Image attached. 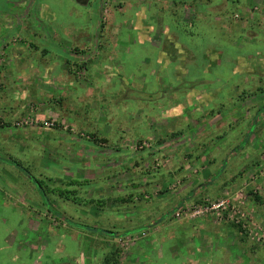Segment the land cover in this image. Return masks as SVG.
<instances>
[{"label": "rangeland", "instance_id": "1", "mask_svg": "<svg viewBox=\"0 0 264 264\" xmlns=\"http://www.w3.org/2000/svg\"><path fill=\"white\" fill-rule=\"evenodd\" d=\"M148 29H154L156 33L161 30L162 44L166 45L170 53H175L173 61L177 64L182 61L183 67L185 62L188 63V68H193V72H197L199 76L204 73L207 77L218 71L213 68L208 72V61L211 66L221 61L220 70L230 74V80L226 84L228 90L219 97V102L222 100L226 104L224 110L229 111L232 117L235 116L231 120V128L227 129V140L230 143L235 145L238 142L244 128L246 130L249 126L247 132L250 134L255 130V124L257 125L253 137L247 140V144L250 143L255 150L251 159H247L248 155L245 154L250 151L246 146L244 153L239 151L242 160L241 156L234 159L241 160V164H238L240 166L237 167L231 158L226 175H222L213 187L215 193L219 192V197L205 198L198 195L189 200V203L178 204L177 198L173 196L184 183L183 179H176L171 173L180 171L184 157H181V151L175 146L186 140L191 149L194 134L191 126L188 136L182 132H172L169 136L165 133L168 127H175V118L180 116L172 109L179 107L174 90L169 84L165 85L168 81L175 85L177 78L174 77L177 75L170 65L167 67L170 79L166 82L162 78L165 72L160 74L161 81L150 74L153 69L149 65L158 64V50L148 41L141 42L144 31ZM98 42L103 47L97 54ZM155 42L158 43V39ZM173 44L192 49L194 61L185 58L184 52L178 53L177 48L174 50L169 47ZM2 45H9L11 51L7 55L5 49L0 47V264H145L146 258H154L160 254V244H146L147 240L143 239L145 231L123 234L124 227L140 220L148 201L151 203L161 196L165 199L164 212L152 211L149 216L164 214L170 210L166 220H182L199 226L184 229L187 235H183L181 242L173 246L176 251L188 255L195 252L197 246L193 241L197 238L201 242L200 263L217 264V254L214 262L207 260L208 250H211L207 237L215 233L211 231L225 225L244 242V246L239 248L249 254V248H255L261 258L259 264H264V226L252 218L253 215L246 207L248 201H257L264 208V0H89L85 4L76 0H0V46ZM74 47L82 54L69 50ZM22 50L25 53L19 55ZM72 55L85 60H99L102 66L111 62L123 63V76L133 73L134 77L126 79L136 88L133 92L135 99L125 100L126 106L124 103L116 105L117 114L111 112V116L114 115L117 122L107 121L108 117H104L106 108L109 109L114 104L115 96L122 90L121 79L117 75L106 73L107 77L103 78L105 83L102 81V95L105 106L99 113L104 121L96 131L88 129L89 127H76L60 114L48 111L51 101L41 98L37 107L33 104L35 95L30 88H25L30 84L15 78L19 70V73L26 74L28 80L33 79L38 84V78L31 77L36 73L35 68L48 61H72ZM21 63H30L29 66L34 67L22 69ZM18 64H21L20 67ZM9 65L17 68L6 69ZM202 66L205 68L202 69ZM98 70L92 68L88 73L93 78ZM179 71L186 76V69L179 68ZM5 73L10 74L12 83L8 82ZM25 78L23 76L24 80ZM21 83L23 85L19 87ZM40 84L45 93H40L39 96L48 97V87L52 85L41 80ZM174 88L176 90V85ZM113 90L118 92L114 93ZM19 95L22 103L28 104L27 110L23 115L8 117L5 111L8 105L6 99L12 104L17 102ZM93 102L96 101L89 98L87 103L78 101V106L87 104L90 113H97ZM98 103L100 104V100ZM61 105V101L56 104L59 112L63 111ZM39 107L42 109L39 110ZM167 110L170 111L169 116L163 118L167 114L163 112ZM192 110L188 109L187 114L192 113ZM138 111L142 113L141 119L130 121L129 117ZM255 115L261 118V122L256 121ZM252 117L254 124H250ZM115 126L124 129L129 127L137 135L136 139L121 136V141L118 142L124 158L128 159L116 170L110 168L106 171L112 174L119 172L117 179L107 178L99 182L82 180L79 168L83 167V155L79 149L73 146L69 148L68 143H77L76 147H81V143L106 148L113 146L112 141L116 140L117 135L107 137L110 132L107 129L112 128L114 133L118 128ZM149 131L155 132L153 135L156 137L160 135V140L155 144L152 143L156 140L154 138H137L139 135L145 136ZM199 155L202 162L206 161L207 151L203 150ZM173 157L176 161L174 165L170 164ZM12 159L20 165L12 163ZM128 162L135 163L137 179H129L131 177L128 174L133 166ZM231 164L235 165L232 169ZM161 168H165L161 170H165V179L160 184L145 189L147 184H143V180L139 178L157 174ZM192 169H186L187 175L191 171L196 174L198 169ZM233 169H237L235 177L225 181L224 177ZM26 173L40 181L43 191ZM170 174L172 176L168 179ZM96 188L99 189L98 192L94 191ZM111 190L121 191L123 196L120 204L111 201ZM131 190H136L141 196L128 197ZM90 198L102 199L104 202H99L100 207H97L95 204L91 205ZM221 200L226 202L227 209L221 210L220 214L203 210L210 202ZM177 212L180 214L177 215ZM60 215L74 224H65L63 219L58 218ZM143 219L144 217L142 221ZM208 225L210 228H207ZM82 226L86 228H81ZM90 228H98L107 233L96 234L106 240L102 242L96 239ZM229 247L232 251L236 249L234 245ZM166 248V245H163V249L161 247L162 255L167 260L170 258L165 253ZM149 250L154 253L151 254ZM255 255L251 254L250 257ZM218 258L220 263L224 261ZM107 259L113 261L106 262ZM226 260L224 263L227 264L233 261L228 258ZM177 262L173 261L175 264Z\"/></svg>", "mask_w": 264, "mask_h": 264}, {"label": "crops", "instance_id": "2", "mask_svg": "<svg viewBox=\"0 0 264 264\" xmlns=\"http://www.w3.org/2000/svg\"><path fill=\"white\" fill-rule=\"evenodd\" d=\"M85 4V3H82ZM166 30V29H165ZM22 31V29H21ZM139 37V36H138ZM163 37V32L160 30L159 33H156L155 30L153 29H148V31H144L143 38H141V42L143 41H148L150 45L153 48H156L158 50V64L155 66H152L151 64L149 65V68L153 69V71L150 72L153 76H155L157 81H161L160 74L161 72H165V74H162V78H164V82L168 81L170 79L167 67L170 65L174 70H176V75L177 77V83L176 85V90L174 88L175 85L170 81H168L165 85H168L172 87V90H174V95H176V98L178 99V102L176 104L179 105V107L176 109L172 108L173 111H177V114H180V118H175V127L171 128L168 127L165 130V133L169 136L172 134V132H178V133H183V135L188 136V129L189 126L192 127V132L194 134V137H192L193 142L191 144V149H189V145L187 142H179L175 146L178 151L182 154L181 157L183 162H181V169L180 171H175L171 172L173 173L174 177L176 179H183L184 183L181 186L179 190L173 195L177 198L176 202L178 204L183 203V202H190L189 200L194 199L195 196H201L205 198H213L214 196L219 197V192L215 193V189H213L214 185L218 183V181L221 179L222 175H226V170H229L228 165H230L231 158H233V163L237 164V167L240 166L238 164H241L242 156L239 154V151L242 153L244 151V147L246 146L247 148H250V151L245 152V154L248 155L247 159H251V155L254 153V146L250 145V143L247 144V140H251L253 137L254 131L257 129V125L255 124V130L252 131V133L248 134L247 130L250 128L249 126L243 129L242 132H240V138L237 140L238 142L233 145L228 141V133L227 129L228 127L231 128V120L235 117L230 115L229 111H225L226 104L221 100L219 102V97L222 96L223 93H225L228 88L226 87V84L228 83V80H230V77L228 75L230 74H225V72H222V65L221 61L215 62L213 66H211V62L208 61L207 64V69L208 72H210V69L218 71H214L211 73L210 76H205L203 73V76H199V74L196 72H193V68L190 69L188 68V63L185 62V66L183 67V62L181 61L180 64H177L173 59L175 58V53L172 54L166 49V45H163L162 38ZM161 38V39H160ZM155 39H158V43L155 42ZM97 42V41H96ZM94 42V44H96ZM169 42V41H168ZM157 43V44H156ZM6 54L10 55V49L9 45L4 47V45L0 46ZM101 43L98 42V45H96V53L99 51L100 48H102ZM170 48H173L176 50L178 53H185L186 56L185 58H190L191 60L194 61V51L192 49H187L186 47H182V45L174 44L169 46ZM21 49V48H20ZM24 49V48H23ZM211 51H213L212 48H208ZM71 51H77L78 53L82 54L81 51L76 50V47L74 48H69ZM89 50V49H88ZM208 51V50H207ZM19 55H23L25 53L24 50L19 52ZM73 53V52H72ZM13 54V51L12 53ZM77 54V53H75ZM98 54V53H97ZM73 56V55H72ZM10 57V56H9ZM74 57V56H73ZM172 58V60H171ZM8 59V57H7ZM190 60V61H191ZM175 62V63H174ZM22 64V63H21ZM21 64H18L19 67ZM30 64V63H29ZM29 64H22L20 68L22 69H30L33 68L34 65L29 66ZM178 66H177V65ZM105 66H102V64L99 62V60H88V59H80L78 57H74L72 61H69V59H66L64 61L59 60L56 62H46L44 63L41 67L35 68L36 73L32 74L31 77H37L39 80V83L35 82L33 79L28 80L29 78L26 76L24 73H19L18 70V76L15 77L16 80L20 79L21 81L27 82V84H30L29 86H26L25 88H28L27 90H31V93L35 95V105L37 107L41 103V98L43 100H48L51 101V105H49V108L47 109L50 112H53L54 114H60L63 119H65L69 124H72L76 127H83V128H88V129H93V130H98L100 129L98 126L100 125L101 122H103V117L101 119L100 115V109L104 108V96L102 95L103 91V78L107 77L105 76L106 73H110L112 76L117 75V78H120L121 85H122V90L118 96H115L114 98V104L113 107L108 109L106 108V115L104 117H108L107 121H116L117 118L114 120L115 116H111V112H114V114H117L115 110L116 105L119 104L121 105L122 103L126 101H129L130 99L133 100L135 97L133 96V92L136 91V88L132 84L131 81H129V76L134 77L133 73L130 75H127L124 77V73L121 72L125 67L123 63H114L112 62L105 63L103 64ZM33 66V67H32ZM99 66V67H98ZM17 68L15 66L9 65L6 66V69H11V68ZM92 68L98 70L97 75L95 77H91L88 73L89 69L92 70ZM182 69H186L185 77L184 74L179 71ZM199 70L202 68L204 69L205 66L197 67ZM58 69V72L56 70ZM107 70V71H106ZM192 71V72H191ZM121 72V73H120ZM229 73V72H228ZM8 78V82H13V80L10 79V74L5 73ZM4 74V75H5ZM142 74V73H141ZM144 76H146V73H143ZM23 76H25V80L23 79ZM23 79V80H22ZM40 80L43 81L44 83L48 82L51 87H48V97H40V93H45L43 90V85L40 84ZM103 81V82H102ZM105 83V82H104ZM8 84V83H7ZM18 84V83H17ZM23 84H19V87L22 86ZM8 91L11 90L7 89ZM114 93H117L118 90H113ZM204 92V93H203ZM22 93V92H21ZM20 93V95H21ZM19 95L17 98V102H13L12 104L9 103V99H6L8 105L5 107V111L8 115L10 116H18V115H23L26 110H27V105H24L22 102V98ZM94 99L96 102H93V106L96 107L98 110L97 113H90V111L87 110L88 105L84 104L82 106H78V101L87 103L88 99ZM98 100H100V104L98 103ZM61 101V107H63V111L59 112L58 108L56 107V104H60ZM122 101V102H119ZM226 101H228L226 99ZM80 104V103H79ZM201 105V106H200ZM124 106L126 104L124 103ZM193 109L192 113L187 114L188 109ZM42 108L39 107V110ZM94 109V111L96 110ZM170 111H164L163 113H167L163 116L168 117V113ZM258 113V112H257ZM256 113V114H257ZM262 113V112H261ZM140 114V117H138ZM145 114V112L143 113ZM260 114V112H259ZM263 114V113H262ZM149 115V112L147 113V116ZM237 115V114H236ZM239 115V114H238ZM137 116V117H136ZM142 116V113L138 111L137 114H134L130 116L129 120L134 121L135 119L140 120ZM258 116V115H257ZM235 119V118H234ZM238 119V118H237ZM256 121L259 123L261 122L260 117H256ZM253 117L250 120V124L252 123ZM114 125V124H113ZM117 125V124H115ZM194 126V128H193ZM264 126V125H263ZM116 128L118 126H115ZM174 129V130H173ZM110 132L107 135L109 137L112 134H116L117 138L112 141L113 146H108L106 147H100L97 144H91V143H81V147H76V144L74 142H69L68 146H73L76 149H79V152L83 157L81 158L83 160V167L79 168L81 170L82 180H86V182L89 180L92 182H99L100 180H105V179H117V174L119 172L115 173H109L106 171H109L111 168H115V170L118 168V166L124 164L126 161L120 151V144H118L120 139L122 138L121 136H129L133 137L136 139V133L132 131L129 127H118L117 129L114 130L112 128H108ZM117 130V131H116ZM131 130V131H130ZM23 134V133H21ZM146 135L141 137L139 135L137 138H154L156 139L155 141L153 140L152 143L155 144L157 140H160V135L159 137L153 135L155 132H147L145 133ZM156 138H155V137ZM167 136V137H168ZM20 139V138H19ZM264 138H262L263 140ZM115 141H117V144H115ZM163 143V142H159ZM234 147V148H233ZM206 148V149H205ZM207 151V159L206 161L199 159L198 157L200 156L199 154L201 151ZM200 151V152H199ZM244 153V152H243ZM241 156V160H234L235 157ZM116 158V159H115ZM106 159V160H105ZM172 165L175 164V158L173 157L170 161ZM82 163V161H81ZM74 164V162H73ZM134 170H130L128 177L130 180H134L135 178L137 179V174H135V168L136 165L134 162H128ZM232 165V164H231ZM234 165V164H233ZM231 166V169L233 167ZM235 166V165H234ZM192 167V170H197L196 174H194L192 171L189 175H187L186 169ZM165 168L158 169L160 172L157 174H149L148 177H143L141 176L139 180H143V184H147L145 186V189H149L151 186H155L156 184H160L165 179V170L162 172ZM174 169V168H173ZM237 169H233L230 173H228V176H225L224 179L226 180H231L232 178L235 177ZM171 171V170H170ZM190 171V170H189ZM180 172V173H179ZM186 172V173H184ZM161 173V174H160ZM179 173V174H178ZM185 174V175H184ZM109 175V176H108ZM168 177L171 178L172 176ZM27 176V175H26ZM72 176V175H71ZM187 176V177H186ZM151 177V178H149ZM154 177V178H153ZM156 177V178H155ZM186 177V178H184ZM174 178V179H175ZM180 179V180H181ZM118 180H121L118 178ZM85 182V181H84ZM149 184V185H148ZM154 184V185H153ZM111 187V184H110ZM113 188V187H111ZM98 188L94 189L95 192H98ZM85 192V191H84ZM120 190H111L109 194L110 197L112 198L111 201L115 203H119L122 196L120 194ZM129 195L128 197L134 198V197H139L141 196L140 193H137L136 190H131L128 192ZM131 193V194H130ZM221 194V193H220ZM258 197V196H256ZM163 196L160 198H155L153 199V202L149 203L145 206L144 212H142V216L140 217L141 219L138 220L137 222H133V224H130L128 227H124V233L123 234H136L141 231H145L146 234L143 239L147 242L146 244L149 245H155L156 243L160 244V254L156 255L157 257L154 258H149L145 260V264H172L173 261H178V264H201V257H200V239L198 240L197 238L193 241V244L197 246L196 251L192 252L190 255L188 253L181 254L179 251H176L173 246H176L181 242L182 236L187 235L185 234L184 229L188 228H194L197 227L198 225L196 224H190L185 221H168L166 220L168 217V214L170 212L167 211L164 214L160 215H152L149 216V213L152 211H155L157 213L164 212L166 205H165V199H162ZM91 199V198H90ZM95 199V200H94ZM91 199L90 202L91 205L95 204L97 207H100L99 202H104L102 199L94 198ZM101 202V203H102ZM131 202V201H129ZM175 202V203H176ZM257 202V201H256ZM253 203L248 201V212L253 215L252 218L255 219L258 224H262L264 226V208L263 206H260L259 203ZM156 205V206H153ZM251 205V206H250ZM114 206H112L113 208ZM175 207V204H174ZM50 208V207H49ZM116 209V208H115ZM119 209V208H118ZM156 209V210H155ZM147 216V217H146ZM144 217L143 221L142 218ZM163 217V219H159ZM132 219V218H130ZM69 220V219H68ZM65 224L69 223L65 221ZM139 221H142L140 224H138ZM72 223L73 221L70 220ZM74 224V223H72ZM76 225V224H75ZM92 225V224H91ZM196 225V226H195ZM72 226V225H71ZM78 225H76L77 227ZM81 226V225H79ZM74 227V226H72ZM97 227V226H95ZM199 227V226H198ZM75 228V227H74ZM81 228H86V226H82ZM205 228V227H204ZM207 228H210L209 225ZM89 230V229H87ZM91 232L95 234L97 237L96 239H99L100 241H105L106 238H103V236H97V233H102V234H107L103 233L100 229L94 228L91 229ZM89 230V231H90ZM216 230V231H214ZM211 232L210 235L207 237V243L211 245L210 249L208 250V261L214 262V257L217 254L218 257L223 259L224 261L226 258L233 260L230 264H259L261 258L259 257L258 253H256L255 248H251L249 244V252L251 254H256L254 257L248 253V251L242 249L241 245L244 246V242L240 240V238L237 237V234L234 233L230 228H228L225 225H221L220 228H216ZM93 234V235H94ZM198 237V236H197ZM204 243V242H202ZM163 245H166L165 253L169 255L170 259H165V257L162 255V249ZM234 245L236 249L234 251L230 250L229 246ZM228 246V248H227ZM239 246H241L239 248ZM162 247V249H161ZM244 250V252H243ZM149 252L152 254V250H149ZM135 252H133L134 254ZM153 256V255H152ZM216 256V257H217ZM258 256V258H257ZM216 258L218 260L217 264H227L220 263L219 258ZM232 257V258H231ZM243 257H245V260H242ZM236 258V259H235ZM188 261V263H184ZM227 261V260H226ZM171 262V263H170ZM209 263V262H208ZM175 264V263H173ZM210 264V263H209Z\"/></svg>", "mask_w": 264, "mask_h": 264}, {"label": "built area", "instance_id": "3", "mask_svg": "<svg viewBox=\"0 0 264 264\" xmlns=\"http://www.w3.org/2000/svg\"><path fill=\"white\" fill-rule=\"evenodd\" d=\"M49 125H53L52 123H49ZM226 202L224 200L221 201H217V202H210L209 205H207L205 208H203L204 211L206 210H210L213 211L215 213L220 214L221 210H225L226 208ZM182 212H184V210H181ZM198 212H201V210H198ZM180 212H177V215H179Z\"/></svg>", "mask_w": 264, "mask_h": 264}, {"label": "trees", "instance_id": "4", "mask_svg": "<svg viewBox=\"0 0 264 264\" xmlns=\"http://www.w3.org/2000/svg\"><path fill=\"white\" fill-rule=\"evenodd\" d=\"M12 161V163H14V164H16L17 166L18 165H20L16 160H14V159H12L11 160ZM26 175L29 177V178H32V176H30L28 173H26ZM32 182L34 183V184H36L37 186H39V189L41 190V191H43L42 190V188H41V185H40V181L39 180H37V179H35V178H32ZM60 220L61 219H64L63 217H61V215L58 217ZM65 221H67V222H70V220H68V219H64ZM71 223V222H70ZM238 227H239V225H238ZM113 260H111V259H107L106 260V262H112Z\"/></svg>", "mask_w": 264, "mask_h": 264}, {"label": "flooded vegetation", "instance_id": "5", "mask_svg": "<svg viewBox=\"0 0 264 264\" xmlns=\"http://www.w3.org/2000/svg\"><path fill=\"white\" fill-rule=\"evenodd\" d=\"M88 1H89V0H76V2H78V3H79V2H80V3H81V2H82V3H86V2H88Z\"/></svg>", "mask_w": 264, "mask_h": 264}]
</instances>
